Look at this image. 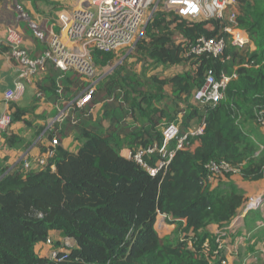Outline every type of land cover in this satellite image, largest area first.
Returning a JSON list of instances; mask_svg holds the SVG:
<instances>
[{
    "label": "trees",
    "instance_id": "trees-1",
    "mask_svg": "<svg viewBox=\"0 0 264 264\" xmlns=\"http://www.w3.org/2000/svg\"><path fill=\"white\" fill-rule=\"evenodd\" d=\"M25 1L42 15L62 10L49 0ZM235 10L238 29L254 50L251 45L237 49L228 41L222 57L191 55L190 45L198 38H227L223 24L192 22L159 9L128 58L180 69V74L160 78L146 68L137 74L116 65L114 53L93 51L95 66L111 71L83 106L76 102L89 82L50 62L34 78L36 92L27 106L7 104L11 124H22L31 135L7 128L1 134L4 149L24 152L38 139L39 157L52 156L30 169L23 161L10 169L8 156L0 159V264L224 263L218 236L208 229L227 227L248 202L241 185L264 179V134L258 121L264 113V0H236ZM0 53L7 55L8 48ZM209 70L236 78L215 107L197 108L189 102ZM42 103L55 109L38 116ZM65 109L66 117L46 128L47 119ZM201 122L202 134L188 136L155 176L147 168L157 166L156 154H144L143 165L134 160L137 153L161 145L163 125L178 124L183 136ZM67 139L73 149L63 146ZM210 162H224L236 173L209 178ZM158 214L174 225L175 240L159 237ZM51 232L72 239L74 247L55 259L40 256L35 249L48 242Z\"/></svg>",
    "mask_w": 264,
    "mask_h": 264
},
{
    "label": "built area",
    "instance_id": "built-area-1",
    "mask_svg": "<svg viewBox=\"0 0 264 264\" xmlns=\"http://www.w3.org/2000/svg\"><path fill=\"white\" fill-rule=\"evenodd\" d=\"M160 5L163 7L161 8ZM159 9L192 22L214 19L223 24L222 34L227 38L224 36L211 39L198 38L195 44L190 45L189 54L191 55L209 54L217 58L222 57L227 49L228 41L237 49L251 45L246 32L238 29L236 0H89L87 6L58 15V32L52 30L49 32L48 45L38 57L31 56L25 48L23 37L15 28L11 26L5 28L4 34L0 30V50L3 47L8 48L9 57L18 67L14 87L0 94V102L8 104L18 101L24 91L23 81H29L41 75L45 71L46 63L50 62L57 70L61 72L73 70L89 82L88 87L78 96L76 102L78 107L83 106L99 80L96 79L97 67L92 61L91 52L115 54L121 48L134 45ZM62 36L68 42H64ZM235 78V74L229 76L221 72L217 77L213 71H207L204 84L192 95V103L199 108L215 107L224 98L228 83ZM66 115V109L60 110L52 124L61 122ZM11 120L10 113L3 112L0 115V131H5L10 126ZM258 121L264 132V113L260 114ZM203 128L204 124L201 122L189 129L185 135L180 136L179 125L167 123L161 127V145H155L137 153L134 155V160L143 165L144 154H156L159 157L157 166L153 169L147 168L149 174L155 176L160 170L167 168L175 152L183 147L186 138L202 134ZM172 143L174 147H171ZM54 144H56L55 141H53ZM51 156L52 153L48 152L32 162L24 159L22 166L30 169L31 163L34 162L42 167L46 159ZM206 168L209 178L213 175L236 173V169L224 162H210ZM224 229L215 232L219 242L223 240L224 235L221 232ZM57 256V253H53L50 259H55Z\"/></svg>",
    "mask_w": 264,
    "mask_h": 264
},
{
    "label": "rangeland",
    "instance_id": "rangeland-1",
    "mask_svg": "<svg viewBox=\"0 0 264 264\" xmlns=\"http://www.w3.org/2000/svg\"><path fill=\"white\" fill-rule=\"evenodd\" d=\"M21 1L22 0H20V2ZM160 7L162 8L163 6L160 5ZM15 17L17 21V16L15 15ZM7 18L8 17L6 16V20ZM17 25L18 23L16 22L15 24L12 23L9 26L17 30ZM133 46L134 45L132 44L131 46L121 48L117 53H115L116 65H123L126 67V69L137 74H140L142 70L146 68L148 70V75H156L160 78L170 77L172 75L181 73L180 69H163L160 67H151L148 64H135L131 58H128V56L132 53ZM251 50H254V47L252 45ZM110 71L111 69L107 70L105 68L104 70H101L97 68L96 79L98 78V81H100ZM33 79H31V84L34 82L32 81ZM26 86H28V83H26V85L23 83V87L25 89ZM25 89L20 95L19 99H21V97L23 96ZM165 91V94L169 96L170 91L167 88L165 89ZM189 104H191L192 106H196L192 103L191 99ZM183 107L184 106H180V108ZM180 118L181 114H179L178 119L180 120ZM49 125H51V123ZM11 127L12 124L8 126V129L10 130ZM48 127L50 126H48L47 122L46 128ZM262 132L263 131H261V133ZM18 134L22 136V134ZM24 135L25 137L29 138L31 133L27 132V134ZM74 146V142L67 141L66 147L73 149ZM172 146L174 147V143H172ZM123 153L126 152L123 151ZM1 154L2 153L0 152V159ZM32 161L33 160H31V162ZM32 164L36 163H31V166ZM262 186L263 184L245 186L246 196L248 198L247 204L239 212L238 216L221 232L224 237L223 240L219 242L218 248L219 254L223 255L225 258L223 264H264V190ZM162 216L163 215L160 214L157 215L155 230L157 231L160 238L169 237L171 238V240H175L176 236L174 235V226L168 224V219ZM208 230H210V233H213V235L215 234L214 227L209 228ZM56 242L59 243V246L57 248L54 246ZM73 246L74 243L71 239H60L56 232H51L48 242L46 244H41L37 246L35 250L40 256L51 258V255L53 253L58 254V252H68V250L71 249Z\"/></svg>",
    "mask_w": 264,
    "mask_h": 264
},
{
    "label": "crops",
    "instance_id": "crops-1",
    "mask_svg": "<svg viewBox=\"0 0 264 264\" xmlns=\"http://www.w3.org/2000/svg\"><path fill=\"white\" fill-rule=\"evenodd\" d=\"M55 3H58L62 10L51 12L46 9L49 14L42 15L35 13L33 10L32 4L30 1L22 0H0V28L2 33L4 34L5 28L9 27L12 23L15 24L16 22L18 25L16 26L17 31L22 35L24 39L25 48L30 52L31 56L36 57L42 54L45 48L48 45L50 34L49 32L52 30L54 32H58V23L57 18L58 15L61 13H69L81 6H87L89 0H49ZM17 16V21L16 17ZM6 16L8 17L6 20ZM16 21V22H15ZM11 22V23H10ZM27 33L25 32L26 30ZM62 40L64 42H68L67 39L62 36ZM16 63L13 59L9 57V55H5L0 53V94L6 90L12 89L17 81L18 71H17ZM33 79L32 81H34ZM26 85L25 92L21 99L17 101L22 106H27L33 95L36 92L35 82L31 84V80L23 81ZM54 107L48 103H42L39 105L37 110L35 111L36 115H45L48 116ZM8 111V105L0 102V115ZM50 111V112H49ZM55 118V117H54ZM54 118H48V126L53 122ZM36 123L43 124V121H36ZM47 126V125H46ZM11 131L15 133H20L22 136L27 134V131L22 126V124H13L10 128ZM17 130V131H16ZM3 131H0V152L1 158L8 156V164L11 165L10 169L14 166L18 165L19 162L23 161L24 159L29 158L30 160H34L39 157L38 150L35 148V143L37 140L24 152L19 151H8L5 150L3 147V139L2 134ZM263 133V132H262ZM264 134V133H263ZM25 137V135H24ZM67 141H71V139H67L63 142V146L66 147ZM36 164H32L31 168H37ZM262 185L264 190V179L253 184H246L241 185L243 190H246L245 186L248 185ZM246 193V191H245ZM163 217V216H162ZM165 217V216H164ZM167 219V218H166ZM246 220V219H245ZM174 226V225H173ZM215 228V232L217 228Z\"/></svg>",
    "mask_w": 264,
    "mask_h": 264
}]
</instances>
